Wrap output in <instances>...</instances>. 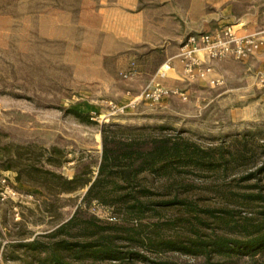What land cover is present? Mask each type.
Returning <instances> with one entry per match:
<instances>
[{
    "label": "rangeland",
    "instance_id": "1",
    "mask_svg": "<svg viewBox=\"0 0 264 264\" xmlns=\"http://www.w3.org/2000/svg\"><path fill=\"white\" fill-rule=\"evenodd\" d=\"M102 1L0 0V264H36L24 244L36 237L48 242L58 238L52 232L71 218L97 177L104 125L232 149L218 171L187 167L183 174L190 197L205 208H221L219 197L225 191L264 188V73L256 78L258 84L222 75H213L221 83L211 84V78L184 76L182 63L180 84L157 78L146 82L137 50L132 56L124 52V44L108 31L112 25L106 24V14L98 13L106 5ZM135 1L137 9L155 12L168 2L163 11L176 10L190 27L201 30L197 34L230 25L207 30L221 20L215 0ZM255 2L263 0H239L234 13ZM156 60L150 58L142 68L153 70ZM152 80L179 87L187 99L171 96L152 104L141 99ZM58 174L75 177V186L89 183L64 191L68 185L61 184ZM147 177L149 184L154 182L152 175ZM249 208L239 207L243 214ZM89 210L107 222L119 220L111 207L97 201ZM150 254L149 261L137 262L159 264L155 252ZM182 259V264L185 259L197 263Z\"/></svg>",
    "mask_w": 264,
    "mask_h": 264
},
{
    "label": "trees",
    "instance_id": "2",
    "mask_svg": "<svg viewBox=\"0 0 264 264\" xmlns=\"http://www.w3.org/2000/svg\"><path fill=\"white\" fill-rule=\"evenodd\" d=\"M73 113L89 121L86 114ZM101 134L98 174L83 203L54 229L56 240L36 237L24 244L36 264H139L152 259L151 252L159 264H182V257L194 264H264V188L225 191L221 208H205L185 184L187 167L218 171L232 149L203 148L185 137L134 133L113 124L104 125ZM147 175L154 182L149 184ZM55 177L68 185L64 191L89 183L75 186V177ZM93 201L111 207L119 220L107 222L92 213ZM239 207L254 211L243 214ZM174 209L179 212L172 214Z\"/></svg>",
    "mask_w": 264,
    "mask_h": 264
},
{
    "label": "crops",
    "instance_id": "3",
    "mask_svg": "<svg viewBox=\"0 0 264 264\" xmlns=\"http://www.w3.org/2000/svg\"><path fill=\"white\" fill-rule=\"evenodd\" d=\"M215 1L222 10L221 20L210 25L207 30L214 31L218 25L223 26L226 24L234 25V28L240 34H254L262 30L264 0L261 4L251 3L248 6L249 8L241 13H234V7L239 0ZM102 3L106 5H102L98 13L106 14V24H108V27L112 25V28L109 27L108 31L112 32L117 37L116 39L124 44V52H128L129 56H132L131 51L133 49L137 50L135 52L141 57L139 73L141 75L147 74L146 82L152 78H157L164 83L180 84L182 62L178 55L181 42L185 40L188 34H197L201 30H194L193 27H190L189 21L180 18L176 10L163 11L167 8L168 2H161L157 6V9L160 10L156 12L147 7L137 9L135 0H131V3L126 0H117L112 3L103 0ZM114 54H118V52ZM153 57H157L153 70L143 69L142 67L146 66L149 59ZM206 61L213 66V75H222L226 78L238 76L243 81H253L254 83H251L253 85L257 83L256 78L258 75L264 73V47L255 56L245 61H239L233 57L221 60L207 59ZM166 62H170L172 68L168 71L167 77H160L158 76V70ZM227 86L229 85L226 83L224 88Z\"/></svg>",
    "mask_w": 264,
    "mask_h": 264
},
{
    "label": "built area",
    "instance_id": "4",
    "mask_svg": "<svg viewBox=\"0 0 264 264\" xmlns=\"http://www.w3.org/2000/svg\"><path fill=\"white\" fill-rule=\"evenodd\" d=\"M263 47L264 19L262 30L254 34H240L234 25L221 27L213 33L192 34L183 42L178 57L183 63L184 76L211 78V84H220L221 80L213 78L214 68L207 63V59L221 60L233 57L245 61L259 53ZM171 68L170 62L164 63L159 69V75L166 76ZM143 91L139 97L151 104L171 96L187 99L186 92L179 87L166 86L158 80H152Z\"/></svg>",
    "mask_w": 264,
    "mask_h": 264
}]
</instances>
